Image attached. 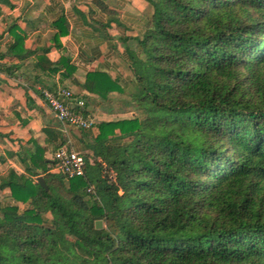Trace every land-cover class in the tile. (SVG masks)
<instances>
[{
    "label": "trees",
    "instance_id": "1",
    "mask_svg": "<svg viewBox=\"0 0 264 264\" xmlns=\"http://www.w3.org/2000/svg\"><path fill=\"white\" fill-rule=\"evenodd\" d=\"M149 2L131 64L138 113L97 125L84 176L54 172L34 141L22 173L0 171V264H264V0ZM4 7L16 3L0 0V20ZM3 24L10 75L32 52L17 20ZM56 26L66 32L63 18ZM84 88L119 90L99 72Z\"/></svg>",
    "mask_w": 264,
    "mask_h": 264
},
{
    "label": "crops",
    "instance_id": "2",
    "mask_svg": "<svg viewBox=\"0 0 264 264\" xmlns=\"http://www.w3.org/2000/svg\"><path fill=\"white\" fill-rule=\"evenodd\" d=\"M103 1L114 15L105 12L95 0H14V9L4 7L0 30L4 21L17 20L26 35L25 48L32 53L24 61H14L18 68L10 75L0 72V156L6 160L1 166L22 173L20 160L25 151H34L33 141L46 146V158L52 159L54 147L49 141L53 134L59 136L58 143L92 155L88 146L94 143L91 135L97 136L100 122L135 116L130 103L135 86L132 57L140 54L137 40L151 25L153 6L149 0ZM60 18L66 21L64 34L56 26ZM41 58L45 60L42 64ZM61 59L74 69L72 75L65 73L64 66L57 72L50 71L49 63L56 68L55 63ZM91 72L106 74L119 90L105 98L88 92L84 83ZM59 87L71 89L76 99L84 100L85 113L95 123L91 135L58 122L43 92Z\"/></svg>",
    "mask_w": 264,
    "mask_h": 264
},
{
    "label": "built area",
    "instance_id": "3",
    "mask_svg": "<svg viewBox=\"0 0 264 264\" xmlns=\"http://www.w3.org/2000/svg\"><path fill=\"white\" fill-rule=\"evenodd\" d=\"M43 95L48 107L64 127L69 126L79 130H91L94 127L95 123L85 113L84 100L76 99L71 89L63 87L57 90L47 89L44 90ZM52 160L55 162L53 171L63 174L68 179L85 174V155L67 145L56 149ZM87 193L96 199L92 186L87 187Z\"/></svg>",
    "mask_w": 264,
    "mask_h": 264
},
{
    "label": "rangeland",
    "instance_id": "4",
    "mask_svg": "<svg viewBox=\"0 0 264 264\" xmlns=\"http://www.w3.org/2000/svg\"><path fill=\"white\" fill-rule=\"evenodd\" d=\"M130 103L132 104V110L134 111V112H136V113H134V114H137L138 112H137V107H136V105L132 102V101H130ZM87 132L85 133V135H91V130L89 129V130H86ZM117 134V133H116ZM91 138H93L94 139V141H95V137L93 136V134L91 135ZM88 139H89V137H88ZM85 149V148H84ZM0 150H3V149H1L0 148ZM53 152H54V149L52 150ZM85 151V150H84ZM84 155H87V154H90V152L89 153H87V152H84L83 153ZM0 169L2 170V172H4V171H6L7 169H9L8 168V166H1L0 165ZM7 194H9V192H8V190H4L3 192H1L0 193V199H2L4 196H6ZM89 197L90 198H92L90 195H89ZM20 207L21 208H24L25 207V205H23V204H21L20 205ZM49 220L51 219V216L50 215H47L46 216Z\"/></svg>",
    "mask_w": 264,
    "mask_h": 264
},
{
    "label": "water",
    "instance_id": "5",
    "mask_svg": "<svg viewBox=\"0 0 264 264\" xmlns=\"http://www.w3.org/2000/svg\"><path fill=\"white\" fill-rule=\"evenodd\" d=\"M37 181H38V183H39L42 187H44L46 190H48V187H47V185L45 184V181H44L43 177H39V178L37 179ZM95 227H96L97 229H102V228H103V221H101V220L96 221V223H95Z\"/></svg>",
    "mask_w": 264,
    "mask_h": 264
}]
</instances>
